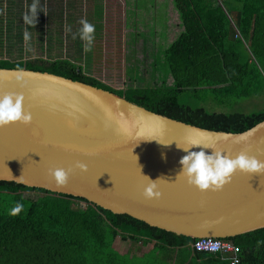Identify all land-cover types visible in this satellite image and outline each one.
<instances>
[{
    "label": "water",
    "instance_id": "obj_1",
    "mask_svg": "<svg viewBox=\"0 0 264 264\" xmlns=\"http://www.w3.org/2000/svg\"><path fill=\"white\" fill-rule=\"evenodd\" d=\"M10 92L24 95L33 119L0 128V181L81 198L194 240L264 229V174L237 171L222 191L204 193L176 179L193 142L209 148L189 151L215 149L233 159L245 152L264 161V121L241 133L208 130L62 76L0 69V96ZM56 168L72 170L63 187L48 175ZM147 177L164 178L157 181L161 199H145Z\"/></svg>",
    "mask_w": 264,
    "mask_h": 264
},
{
    "label": "trees",
    "instance_id": "obj_2",
    "mask_svg": "<svg viewBox=\"0 0 264 264\" xmlns=\"http://www.w3.org/2000/svg\"><path fill=\"white\" fill-rule=\"evenodd\" d=\"M182 31L166 58L172 88L114 90L84 74L70 59L10 61L0 69L48 72L125 97L154 113L200 128L244 132L264 121V110L208 112L202 104L225 106L264 92V0H173ZM0 12V48H3ZM5 36V35H4ZM33 192L36 199L26 197ZM24 204L17 216L9 210ZM80 203H86L85 209ZM149 245L169 264H230L192 249L194 239L116 215L88 201L15 182L0 181V264H125L115 241ZM240 247L239 264H264V229L226 239ZM156 260H159L156 257Z\"/></svg>",
    "mask_w": 264,
    "mask_h": 264
},
{
    "label": "rangeland",
    "instance_id": "obj_3",
    "mask_svg": "<svg viewBox=\"0 0 264 264\" xmlns=\"http://www.w3.org/2000/svg\"><path fill=\"white\" fill-rule=\"evenodd\" d=\"M127 3V32L124 29V21L121 20L117 22L116 28H95L92 51L85 53L84 42L79 37L72 39V32L66 33L65 28L53 27L54 25L50 27V23L47 24L45 21L41 26L39 13L36 27H25L26 23L17 21L16 12L9 9L8 0H0V12L4 19L2 31L5 35L1 38L3 48H0V56L13 62L36 58L48 61H55L58 58L70 59L83 67L85 75L114 90L153 86L172 88L174 80L168 67L166 52L182 32L173 0H127ZM169 12L167 27L166 15ZM77 29L79 28L72 29L73 34ZM25 30L30 33L27 51L24 41ZM124 40L126 51L123 48ZM201 106L208 112L251 114L264 110V92L261 96L234 100L225 106L215 104ZM25 196L34 199L38 197L33 192H28ZM86 206V203L79 204L83 209ZM156 257L159 260H156ZM124 262L169 264L165 253L163 258L154 253L144 259L138 258L135 254L127 255Z\"/></svg>",
    "mask_w": 264,
    "mask_h": 264
},
{
    "label": "clouds",
    "instance_id": "obj_4",
    "mask_svg": "<svg viewBox=\"0 0 264 264\" xmlns=\"http://www.w3.org/2000/svg\"><path fill=\"white\" fill-rule=\"evenodd\" d=\"M26 9L23 19L26 24L32 27H35L37 13L39 11H42L47 15L46 6L44 9H40L39 0H33V3L26 6ZM78 23L81 27L77 29L76 33L72 34V39L75 40L79 37V39L84 42V52H90L92 51V46L95 40V26L83 18L80 19ZM65 32L71 33L72 29L66 26ZM24 41L27 51L29 50L27 45L30 41V33L27 30L24 32ZM18 79L20 78L18 77ZM24 86V84L21 85V87ZM24 101L25 97L22 94L10 92L0 96V128L8 127L17 123L23 124L24 126L31 125L33 118L30 112H25ZM177 147L181 148L178 144ZM192 147L209 148L206 145L193 142L190 148L183 149L188 152V154L180 160V164L183 167L176 179L181 177L185 178L189 186H194L202 193L207 191H222L227 184L231 183L232 177L237 171L244 174H264V161L257 159L255 156H249L245 152H241L233 159L230 155H225L222 151H217L215 149H213L214 152L212 155H206L203 150L199 152L189 151ZM76 168L84 173L88 171L87 165L83 163H77ZM71 171V169L65 170L63 168L49 169L48 175L53 178L57 187H63L68 183ZM147 179L150 183L144 189L143 195L145 199H161L162 193L158 191L157 181L164 178H159L155 181L148 177ZM23 210L24 204L16 202L9 210L8 214L15 217ZM234 264H238V261H234Z\"/></svg>",
    "mask_w": 264,
    "mask_h": 264
},
{
    "label": "crops",
    "instance_id": "obj_5",
    "mask_svg": "<svg viewBox=\"0 0 264 264\" xmlns=\"http://www.w3.org/2000/svg\"><path fill=\"white\" fill-rule=\"evenodd\" d=\"M8 3L9 9H12L17 14V21L24 24L23 16L27 10L26 6L31 5L33 0H8ZM39 6L40 9H44L46 6L47 11V15L42 11L38 12L40 14L41 26H43L45 21L47 24L48 22L50 23V27L54 25L53 27L58 28H65L66 26L72 29L80 28L81 25L78 21L83 18L93 24L95 28H116L117 22L121 20L124 21V29L127 32V0H39ZM166 18L167 27H169L170 12L167 13ZM24 25L25 27H32L28 24ZM125 45L124 40L123 48L126 51ZM154 245L155 242L144 245L142 242L135 243L118 238L114 243V249L125 258L127 255L135 254L138 258L144 259L147 255L153 254Z\"/></svg>",
    "mask_w": 264,
    "mask_h": 264
},
{
    "label": "built area",
    "instance_id": "obj_6",
    "mask_svg": "<svg viewBox=\"0 0 264 264\" xmlns=\"http://www.w3.org/2000/svg\"><path fill=\"white\" fill-rule=\"evenodd\" d=\"M191 247L197 252L216 254L221 259L229 261L230 264H234V261H238V264L240 263L239 254L241 249L229 240L215 238L196 239L191 244Z\"/></svg>",
    "mask_w": 264,
    "mask_h": 264
}]
</instances>
